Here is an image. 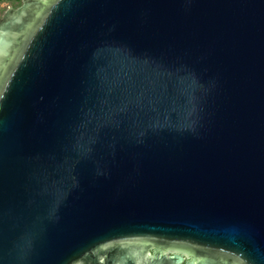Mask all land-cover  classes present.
Returning a JSON list of instances; mask_svg holds the SVG:
<instances>
[{
    "label": "water",
    "instance_id": "1",
    "mask_svg": "<svg viewBox=\"0 0 264 264\" xmlns=\"http://www.w3.org/2000/svg\"><path fill=\"white\" fill-rule=\"evenodd\" d=\"M5 17L0 264H131L146 240L264 264V0Z\"/></svg>",
    "mask_w": 264,
    "mask_h": 264
},
{
    "label": "flooded vegetation",
    "instance_id": "2",
    "mask_svg": "<svg viewBox=\"0 0 264 264\" xmlns=\"http://www.w3.org/2000/svg\"><path fill=\"white\" fill-rule=\"evenodd\" d=\"M22 1L20 4L14 6L7 0H0V27L4 26L7 29L13 27L11 19L5 17V15L8 11L18 8L22 4ZM5 58L10 60L12 57L8 55ZM6 59L2 63L4 68L8 62ZM121 246L123 247V252L126 254H128V251L125 250L129 249L127 260L131 264H200L204 261L207 264H236L224 256L209 252H199L194 249L154 240L131 241L122 243ZM177 257H181V261L177 262ZM119 259V251L107 252L105 264H119Z\"/></svg>",
    "mask_w": 264,
    "mask_h": 264
},
{
    "label": "trees",
    "instance_id": "3",
    "mask_svg": "<svg viewBox=\"0 0 264 264\" xmlns=\"http://www.w3.org/2000/svg\"><path fill=\"white\" fill-rule=\"evenodd\" d=\"M7 1H9V3L13 4L14 6L21 3V0H7Z\"/></svg>",
    "mask_w": 264,
    "mask_h": 264
}]
</instances>
